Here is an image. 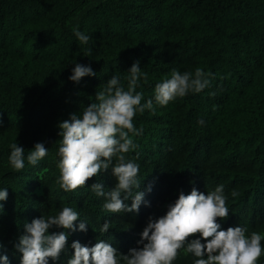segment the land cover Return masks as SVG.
Wrapping results in <instances>:
<instances>
[{
    "label": "trees",
    "instance_id": "obj_1",
    "mask_svg": "<svg viewBox=\"0 0 264 264\" xmlns=\"http://www.w3.org/2000/svg\"><path fill=\"white\" fill-rule=\"evenodd\" d=\"M74 28L91 37L87 45L79 44ZM136 61L142 72L136 91L142 104L153 99L154 110L134 117L143 131L128 159L140 166L150 206L113 214L90 189L96 182L105 191L114 188L111 170L74 192L57 184V125L95 102L113 75L127 88ZM76 63L96 75L71 81ZM198 67L209 74V87L167 106L155 104L157 83L173 70L194 73ZM0 122V190L8 189L0 201V255L9 264H21L15 244L24 225L64 206L88 223L86 232L69 230L58 264H67L73 241L90 247L104 239L127 254L139 246L149 217L165 215L181 191L193 188L206 194L224 186L229 216L218 219L223 230L240 225L248 234L264 233V0H0ZM12 143L25 148L20 171L8 161ZM36 143L49 151L33 166L26 156ZM105 220L110 230L100 234ZM195 259L181 250L173 264Z\"/></svg>",
    "mask_w": 264,
    "mask_h": 264
},
{
    "label": "clouds",
    "instance_id": "obj_2",
    "mask_svg": "<svg viewBox=\"0 0 264 264\" xmlns=\"http://www.w3.org/2000/svg\"><path fill=\"white\" fill-rule=\"evenodd\" d=\"M73 32L79 44L89 43L91 37L78 28ZM128 73L127 88L119 75H113L96 92L95 102L91 101L79 113H72L69 119L57 125L60 130L57 184L65 192H74L85 187L101 172L111 170L117 181L114 188L105 191V185L96 182L90 189L97 197L104 198L103 208L113 214H138L142 204L150 206L145 200V191L141 190L140 166L128 159V154L138 148L134 137L143 131L134 126V117L146 109L154 110V104L153 99L142 104L143 94L136 91L142 75L140 62L136 61ZM95 75L91 66L76 63L69 79L79 83L82 78ZM208 76L199 67L194 73L173 70L170 78L155 85V104L167 106L176 98L200 93L210 85ZM199 123L203 125L204 121ZM9 147L10 166L16 171L22 170L25 167V148L19 143H12ZM48 151L43 143H36L28 151L27 162L37 165ZM151 190L149 186L147 191ZM231 195L235 197L238 193L233 190ZM7 198L8 189L0 190V201ZM128 200L132 201L130 206L126 203ZM226 200L223 185L206 194L196 188L189 194L181 191L178 199L167 206L165 215L149 217L137 242L138 247L124 254L104 239H98L90 247L73 241L70 247L74 253L67 264H173L181 250L185 256L192 254L196 258L194 264H258L264 256L261 243L264 233L252 231L248 234L247 227L240 225L223 230L218 219L229 216ZM2 211L3 204H0V213ZM77 221H80L78 229ZM87 223L69 206H64L55 215L43 213L34 218L24 225V232L15 244L16 251L21 254V264H50V261L58 264L61 254L69 247L70 231L86 232ZM111 223L105 220L99 233H108ZM53 228L63 231L50 232ZM0 260L9 264L7 255H0Z\"/></svg>",
    "mask_w": 264,
    "mask_h": 264
}]
</instances>
